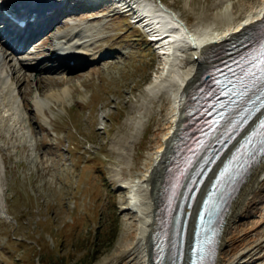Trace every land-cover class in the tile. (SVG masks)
I'll return each instance as SVG.
<instances>
[{
    "label": "rangeland",
    "instance_id": "1",
    "mask_svg": "<svg viewBox=\"0 0 264 264\" xmlns=\"http://www.w3.org/2000/svg\"><path fill=\"white\" fill-rule=\"evenodd\" d=\"M164 1L194 28L234 4L212 24L221 30L263 2ZM105 3L100 11L69 5L73 28L58 31L79 33L55 41L76 44L77 55H85L81 67L41 68L52 64L43 61L39 82L14 63L16 77L27 75L26 86L0 66V264H116L132 232L135 217L125 209L133 188L122 184L141 174L172 97L147 91L167 60L126 13ZM49 43L42 38L33 50ZM242 223L251 227L249 245L235 264H264V207Z\"/></svg>",
    "mask_w": 264,
    "mask_h": 264
},
{
    "label": "bare ground",
    "instance_id": "2",
    "mask_svg": "<svg viewBox=\"0 0 264 264\" xmlns=\"http://www.w3.org/2000/svg\"><path fill=\"white\" fill-rule=\"evenodd\" d=\"M2 1L9 2L11 0ZM39 1L45 2L46 0ZM89 1H101L98 4V6L101 5L99 8L94 9L92 5L86 6L88 9L100 11L106 8L105 2L108 0ZM68 2L69 0H60L59 3H55L51 11L43 15L40 19H36L32 27L19 28L18 31H10L12 33L10 34L12 42L19 41L22 36L28 40L32 39L37 33H44L33 38V41L31 40L36 44L35 47L38 45L37 42L40 39L43 38L44 42L50 39V46L44 49L27 50L29 45L26 46L27 40H24V37L22 43L16 50L9 51L6 48L1 49L0 66L3 67V65L5 66V64H7L10 67V73L16 79L17 83L18 81H24V79L25 81L27 80V75L21 73L16 77L15 73L19 66L22 67L24 65V69L31 74H35V78L39 81L38 70L43 61H48L52 64L47 67L40 66L41 68L54 67L58 70H66L68 67H81L84 64L85 60L81 58L82 56L85 57V55H77L74 48L76 44L72 43L67 46L62 44L59 45L55 42V37L64 36L70 41L76 34H79L68 32V35L58 32L64 28V26H71L70 24L68 25L70 22L66 20V17L70 16L71 13L68 12L67 14V11H71L68 6L73 3L70 4ZM74 2L77 4H84L83 0H74ZM160 3L162 5H160ZM110 5L114 8H120L121 12L126 13L127 16L131 13L135 14L136 12L130 0H110ZM229 8L234 9V4L231 6L224 5L213 14L212 22L204 27L201 26L200 28L196 26L194 28L189 27L185 19L164 0H160V2H158V7L153 8L150 4L138 5L137 10L139 13H136L135 18L137 20L134 21V23L139 21L143 24H148L151 22L149 20L150 17L154 19V24L158 26V29L160 28V31L157 32L159 44L156 47H158V50L162 51V56L167 60V62H165L166 65L161 68L159 74L149 83L147 91L152 95H158L160 92L170 93L169 95L172 97L170 101L171 110L169 111V120L166 122L165 127L162 128L156 140L155 149L150 151L144 159L141 174L134 180L131 178L130 182H124L122 184L125 189L126 187L133 188L132 199L134 202H130V206L125 210L133 213L135 219L132 232L127 236L126 244L124 248L120 250L119 259L116 264H131L135 259L139 258L141 264H154L156 255L154 250V239L160 221V202L162 200L165 183L171 175V170L169 169L171 154L174 151V147L182 139L186 120L185 113L190 107L188 98L195 90L205 69L213 64V57L222 48L232 40L242 37L243 35L255 34L264 23L263 0L256 9H251L250 13H247L248 15L246 14L244 18L238 17L235 23H226L223 30H221L220 26H217L218 29L213 27L212 24L217 22L216 20L227 18ZM158 10H160V13L164 14V16L160 17L157 13ZM71 28H73V26H71L70 29ZM154 28L155 27L151 26V24L147 25V29ZM143 32H146V28L143 29ZM161 32L163 35L160 34ZM78 41L81 42L80 45L84 44V39ZM57 49L59 51L55 53ZM96 50L100 51L101 48L96 47ZM36 54H44V58H40ZM13 57H15L17 62L10 61ZM56 59L58 62H56ZM14 63H19L20 65L16 66ZM25 81L24 83L26 85L27 83ZM132 147H134L133 144ZM125 149L129 154L130 149ZM223 161L224 159L218 163L211 173L200 192L197 203L193 207V214L190 221V238L194 236L198 211L204 199V195ZM119 179L121 181L124 179L122 171ZM262 207H264V157L257 162L246 175L245 180L242 182L226 212L225 223L219 241L216 264H235L238 257L243 255L244 250L239 249L241 247H246V244L249 245L248 239L251 227L245 226L242 221ZM254 226L255 224L253 223L252 228ZM123 250H126V252H123Z\"/></svg>",
    "mask_w": 264,
    "mask_h": 264
},
{
    "label": "trees",
    "instance_id": "3",
    "mask_svg": "<svg viewBox=\"0 0 264 264\" xmlns=\"http://www.w3.org/2000/svg\"><path fill=\"white\" fill-rule=\"evenodd\" d=\"M30 264H34V263L32 262V263H30Z\"/></svg>",
    "mask_w": 264,
    "mask_h": 264
},
{
    "label": "water",
    "instance_id": "4",
    "mask_svg": "<svg viewBox=\"0 0 264 264\" xmlns=\"http://www.w3.org/2000/svg\"><path fill=\"white\" fill-rule=\"evenodd\" d=\"M202 204H203V203H202ZM202 204H201V205H202Z\"/></svg>",
    "mask_w": 264,
    "mask_h": 264
}]
</instances>
